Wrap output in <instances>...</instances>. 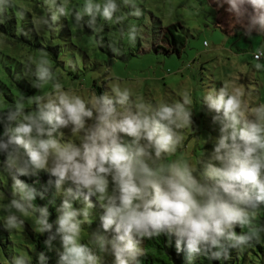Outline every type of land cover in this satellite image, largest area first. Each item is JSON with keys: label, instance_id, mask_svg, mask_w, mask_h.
I'll use <instances>...</instances> for the list:
<instances>
[{"label": "clouds", "instance_id": "9594fccd", "mask_svg": "<svg viewBox=\"0 0 264 264\" xmlns=\"http://www.w3.org/2000/svg\"><path fill=\"white\" fill-rule=\"evenodd\" d=\"M216 2L227 6L233 29L239 25L248 37L264 32V0ZM44 3L47 14L33 23L55 31L70 10L62 0ZM124 3L131 9L127 15H144L131 0ZM9 7L11 0H0V14ZM118 12L116 0H86L71 15L80 26L87 16L88 27L98 32V18L122 25L125 16ZM140 34L137 25L126 33L131 43ZM112 51L119 54L115 46ZM46 55L36 64V87L55 79ZM254 60L255 69L264 70V48L255 51ZM242 87L230 88L225 82L203 95L218 134L204 138L211 149L198 165L183 156L167 161L183 145L181 130L194 124L188 91L179 101L153 105L134 100L129 88L114 83L111 94L92 93L86 101L55 82L53 92L28 98L35 105L32 111H25L23 98L17 100L0 116V164L12 179L5 228L23 225L17 213L35 217L37 231L47 233L45 248L57 252V264H103L98 251L111 255L112 264H142L144 240L160 236L174 242L188 264L199 257L228 259L231 248L249 246L264 232V226L254 223L264 206V103L250 107ZM64 129L79 135V143L63 139ZM42 171L48 179L37 188ZM46 197L49 204L60 197L55 220L50 219L49 204L34 203ZM97 207L99 224L89 243H81L82 225ZM237 227L247 231L238 234ZM49 259L46 252L37 254L38 264ZM8 264L29 260L14 255Z\"/></svg>", "mask_w": 264, "mask_h": 264}, {"label": "rangeland", "instance_id": "374dc122", "mask_svg": "<svg viewBox=\"0 0 264 264\" xmlns=\"http://www.w3.org/2000/svg\"><path fill=\"white\" fill-rule=\"evenodd\" d=\"M75 1V10H80L86 2ZM94 2L103 3V0ZM116 2L120 5L117 15L125 16L124 23L118 25L98 18L97 23L102 26V31L93 32L87 25V16L84 17L83 26L75 24L71 15L73 8L68 7L69 15L60 17L56 30L60 33L59 30L68 27L72 43L78 47L74 50V59L81 73L74 70L69 74L71 64H67L66 71L60 68L53 73L54 81L44 84L34 94L29 90L33 88L34 81H31L32 87L29 89L18 88L12 76L3 75V82L14 91L16 100L23 98L25 111L35 109L28 98L53 92L55 82L61 83L65 91H75L86 101L92 93L111 94L114 83H119L121 88H129L134 100L153 105L162 101H179L183 92L188 91L192 98L194 124L181 130L183 145L187 147L168 156L167 161L183 156L193 165H198L211 149V144H206L204 138L209 134L213 137L218 134L217 126L212 124L211 114L202 102L209 87L219 89L225 82H230V88L242 85L244 99L250 107L264 103V70L257 71L254 67L255 51L264 48V32H253L248 37L239 25L233 29L230 26L232 18L225 11L227 6L219 7L216 0H131L144 12L139 18L127 15L131 9L124 0ZM171 24H180L184 29L181 33L186 37V47L180 55H167L163 50H155L158 45L165 46L161 42V32ZM132 25L139 26L141 31L135 43H131L126 35ZM121 29L125 35H121ZM46 33L52 35V31ZM0 45L8 49L16 48L12 40L5 36H0ZM113 46L119 49V54L112 51ZM17 49L24 54L29 53L26 47ZM25 58L29 61L33 59L29 55ZM20 80L23 82V79ZM5 107L7 103L0 91V108ZM63 131V139L79 143V135H72L69 129ZM11 185V175L0 167V225L3 228L8 214L5 206L12 198ZM263 212L264 206L255 219ZM17 215L23 220V225L12 231L5 228L12 241L9 247L14 250L13 256H24L29 262L37 260L35 257L45 246L37 231L35 217ZM47 253L56 260V263L50 264H57L56 251L47 250Z\"/></svg>", "mask_w": 264, "mask_h": 264}, {"label": "trees", "instance_id": "16d2710c", "mask_svg": "<svg viewBox=\"0 0 264 264\" xmlns=\"http://www.w3.org/2000/svg\"><path fill=\"white\" fill-rule=\"evenodd\" d=\"M62 2H66L67 7L74 9L76 1L62 0ZM46 14L47 7L44 0H11V7H9L5 13L0 14V36L11 39L13 45L16 47L8 49L0 45V91H2L5 102L7 103V107L0 108V116H3L10 108H13L17 101L14 91L3 82L1 78L3 75L14 77L18 88L29 89L32 87L31 81H34L33 88L29 90L31 94L38 92L41 87L35 86L37 83L35 68L41 56L45 53L47 54L46 58L50 61L49 67L52 73L58 72L60 68L62 71H66L68 69L67 64H71L69 65L71 69V71L69 70L70 72L68 71L69 74L73 73L74 70H77L79 73L82 72L74 59V50L78 49V47L72 43L68 27L59 30L60 33H58L57 30L52 31V35L49 36L47 33L45 34V32L48 31L46 28H41L33 23L35 18ZM182 30L184 29L180 24H171L163 28L161 32V42L165 46L158 45L155 47V50H163L167 55H180L186 47V37L181 33ZM25 33H27V35H25ZM68 44L69 46L71 45L70 48ZM25 47L29 50V53L24 54L17 49H24ZM27 54L33 58L30 59L31 61L28 59L24 60V58L28 56ZM29 65L31 66V71L28 70ZM20 78L23 79V82ZM100 94H102V92H100ZM190 136H192V134ZM182 147L186 148L187 145L184 144L179 149H182ZM3 159V155L0 154V162H2ZM0 167L3 168L2 164H0ZM21 179L29 184L33 183V180L30 178L21 177ZM47 179V174L42 171L39 176L40 183L37 184L36 187L41 188ZM59 201L60 197H57L55 203L49 204V198L46 197L43 200L37 198L34 203L39 206L49 204V210L51 212L50 219L55 220L57 216L56 207ZM76 206L80 207L81 205L77 203ZM99 216L100 209L97 207V209L93 210V215L90 217L89 221L82 225L81 243H89L90 235L85 233H91L96 230L99 224ZM254 223L256 226H264V212L255 219ZM235 230L239 234L242 231L246 232L247 228L241 229L237 227ZM2 234H5V236H2ZM8 235V231L0 225V264H6V262H9L13 257L14 250L9 247L12 241ZM40 238L45 240L47 238V233H40ZM142 247L144 250V255L141 257L142 264H188L185 259V254L182 252L177 253L174 242L169 244L165 236H160L151 240L145 239ZM56 248L59 249L58 241L56 242ZM42 251L47 253L46 248H41V252ZM97 254L102 257L103 264H112L113 257L111 255L99 251ZM52 262L56 263L53 256L49 259L48 263L50 264ZM29 264H38V261L33 259ZM195 264H264V232L260 234L259 240H254L249 246L231 248L229 250V257L226 260L210 261L204 257H199L195 261Z\"/></svg>", "mask_w": 264, "mask_h": 264}]
</instances>
